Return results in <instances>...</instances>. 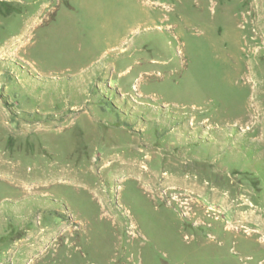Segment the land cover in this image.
<instances>
[{"label":"rangeland","instance_id":"rangeland-1","mask_svg":"<svg viewBox=\"0 0 264 264\" xmlns=\"http://www.w3.org/2000/svg\"><path fill=\"white\" fill-rule=\"evenodd\" d=\"M0 264H264V0H0Z\"/></svg>","mask_w":264,"mask_h":264},{"label":"bare ground","instance_id":"bare-ground-1","mask_svg":"<svg viewBox=\"0 0 264 264\" xmlns=\"http://www.w3.org/2000/svg\"><path fill=\"white\" fill-rule=\"evenodd\" d=\"M181 196H185V194L184 195H181ZM175 198V200H177V201H180L181 200V198L180 197H178V196H176V197H174ZM193 199L191 198V197H188L187 199H186V201L183 203V205L185 204L186 206H187V209L189 210V212H192V211H194V207L192 206L193 205ZM195 212V211H194ZM194 212H192L191 214H193V215H195V214H197V213H194ZM244 215V214H243ZM253 216V213H246L244 216H243V220L244 221H246V219H249L250 217H252ZM258 216V215H257ZM252 232V231H251Z\"/></svg>","mask_w":264,"mask_h":264}]
</instances>
